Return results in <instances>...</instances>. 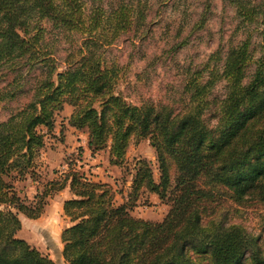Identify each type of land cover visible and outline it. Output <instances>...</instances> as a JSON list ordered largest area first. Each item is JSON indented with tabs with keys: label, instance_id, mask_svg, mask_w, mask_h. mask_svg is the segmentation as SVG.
I'll use <instances>...</instances> for the list:
<instances>
[{
	"label": "trees",
	"instance_id": "1",
	"mask_svg": "<svg viewBox=\"0 0 264 264\" xmlns=\"http://www.w3.org/2000/svg\"><path fill=\"white\" fill-rule=\"evenodd\" d=\"M236 4L242 19L251 22L255 9ZM134 12L127 3L107 9L103 0H0V103L15 98L25 77L39 71L29 102L0 121V264H57L17 236V212L39 217L46 189L66 186L75 196L63 202L72 221L60 236L67 264H264L259 237L240 224L204 217L221 193L238 204L264 205V56L253 60L246 41L230 48L220 72L192 85L187 110L133 104L116 90L115 66L105 64L99 49L111 40L107 31L117 34L139 25ZM43 19L81 36L62 70L43 44ZM261 42L264 53V32ZM221 79L227 90L211 123L203 118L206 95ZM65 103L73 106L68 124L87 131L91 154L110 141L111 164L123 159L131 139H148L159 181L147 160H137L128 197L115 204L108 183L69 169L59 183L37 192L34 203H23L10 179L30 168ZM141 188L169 204L162 220L130 214Z\"/></svg>",
	"mask_w": 264,
	"mask_h": 264
},
{
	"label": "rangeland",
	"instance_id": "2",
	"mask_svg": "<svg viewBox=\"0 0 264 264\" xmlns=\"http://www.w3.org/2000/svg\"><path fill=\"white\" fill-rule=\"evenodd\" d=\"M237 1L255 9L251 22L242 19ZM119 3L132 5L136 13L134 21L138 20L139 25L135 22L132 27L117 34L107 31L111 40L103 41L99 54L107 66H115L116 90L133 104L149 101L167 105L175 112L187 110L192 106V85H202L220 72L230 48L246 41L253 60L264 56L261 50L264 0H103L107 9ZM39 25L44 30L46 50L55 59L58 71L62 70L67 55L76 52L80 34L59 31L47 19ZM250 72L249 67L247 75ZM38 75V70L31 71L25 77L22 92L0 103V121L6 120L29 102L31 86ZM226 90L224 79L215 81L210 87L206 95L208 106L203 110L205 120L215 121L213 113ZM72 111L71 104L63 105L55 116L52 133L46 135L44 145L34 154L30 168L23 175L14 173L10 179L23 203H34L37 192L45 191L50 182L59 183L69 169H76L94 181L108 183L115 204L127 199L137 160H147L155 181H159L155 150L148 139H131L121 163L111 164L110 141L91 154L86 144L87 131L68 124ZM174 176L172 168V183ZM46 190L48 195L39 217L32 219L17 212L21 222L17 236L57 264H67L62 255L64 243L60 236L72 221L61 204L72 193L63 189ZM168 209L169 204L165 200L141 188L130 214L136 218L160 221ZM204 217H217L227 223L240 224L250 235L259 237V244L264 247L263 204L252 200L238 204L221 193L218 199L207 205Z\"/></svg>",
	"mask_w": 264,
	"mask_h": 264
},
{
	"label": "crops",
	"instance_id": "3",
	"mask_svg": "<svg viewBox=\"0 0 264 264\" xmlns=\"http://www.w3.org/2000/svg\"><path fill=\"white\" fill-rule=\"evenodd\" d=\"M86 144H87V143H86ZM93 159H94V158H93ZM92 177H93V179L95 178L94 176H92ZM63 190H67V192L72 193V192L69 190V187H68V186H66L65 188H63ZM71 196H72V197H75L73 193H72ZM71 196H70V197L68 196V197L71 198ZM65 200H66V198H64L63 201H62V204H61L62 207H63V202H64Z\"/></svg>",
	"mask_w": 264,
	"mask_h": 264
}]
</instances>
